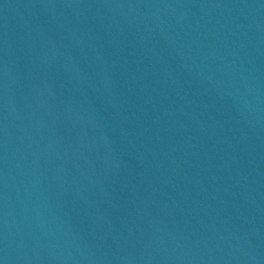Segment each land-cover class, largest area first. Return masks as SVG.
I'll list each match as a JSON object with an SVG mask.
<instances>
[{"label":"water","instance_id":"1","mask_svg":"<svg viewBox=\"0 0 264 264\" xmlns=\"http://www.w3.org/2000/svg\"><path fill=\"white\" fill-rule=\"evenodd\" d=\"M0 264H264V0H0Z\"/></svg>","mask_w":264,"mask_h":264}]
</instances>
